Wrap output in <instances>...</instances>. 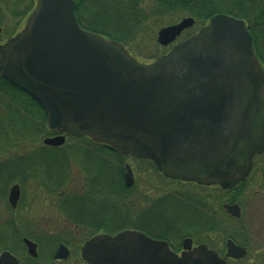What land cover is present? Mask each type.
Here are the masks:
<instances>
[{"label": "water", "instance_id": "water-1", "mask_svg": "<svg viewBox=\"0 0 264 264\" xmlns=\"http://www.w3.org/2000/svg\"><path fill=\"white\" fill-rule=\"evenodd\" d=\"M74 0H37L25 25L0 45V77L38 101L61 147L66 136L90 138L116 152L152 161L169 179L228 190L248 177L264 152V70L245 21L217 15L154 62L141 63L120 43L83 29ZM193 18L161 29L174 43ZM134 174L126 166L125 186ZM19 185L9 193L16 208ZM227 212L240 217L237 205ZM32 258L37 245L24 239ZM184 241L179 257L166 241L126 230L86 242L89 264H226L207 246ZM228 257L245 250L227 242ZM61 246L55 259H66ZM0 264H19L9 252Z\"/></svg>", "mask_w": 264, "mask_h": 264}, {"label": "trees", "instance_id": "trees-1", "mask_svg": "<svg viewBox=\"0 0 264 264\" xmlns=\"http://www.w3.org/2000/svg\"><path fill=\"white\" fill-rule=\"evenodd\" d=\"M74 1L75 14L83 29L121 43L138 58L142 54L137 53L134 44L142 43L144 39L143 36L141 40H136L146 31L147 10L153 15L161 11V16L175 11L189 14L202 26L216 15L228 14L246 21L254 40L255 51L264 63V0ZM35 4L36 0H0V43L17 33L21 22L32 12ZM159 48L150 52L144 60L156 59L160 53ZM47 129V115L41 104L0 77V157L7 160L0 162L3 164L0 166V187L5 186L6 191L11 184L18 182L23 189L25 187L30 189L29 185H34L32 179L36 178L35 183H39L43 189L48 182L53 186L52 193H59L66 186L70 176L68 172L74 166H80L81 172L88 174L87 191L70 199L60 196L58 207L62 209L68 222L83 231L85 240L101 233L115 235L126 230H135L168 242L174 241L175 238H186L182 233L198 242H210L208 241V238L212 239L210 234L220 232L215 226L220 221L215 215L208 213L209 209L202 207V205L207 207V202L186 195L176 197L172 195L156 201L151 209H139L132 213L131 210L134 208L131 209L130 194L136 188L125 187L123 163L126 156L89 138H71L77 144H72L68 149L43 145L40 151L33 147L29 156L16 155V150L21 146L19 144L21 138L22 140L26 138L34 146L39 144V137L45 135L43 131ZM35 133L38 136H35ZM49 135L53 134L50 132ZM135 160L149 164L155 173L161 174L151 161ZM103 185L107 187L103 192H108L105 194L108 197H101L99 193H95V188L104 189ZM241 185L243 184L236 188ZM26 192L29 191L26 190L24 193ZM123 192H129V216L125 214L122 217L120 213L118 214L119 206L117 203L113 204L112 198L123 199L125 197ZM132 214L137 215L132 218ZM185 228H192V232ZM11 231L9 230L7 234L14 236ZM227 234L228 232L226 236L229 237ZM202 236H207V239L201 238ZM25 237L32 238L30 235ZM20 238V236L17 238L20 245H17L18 243L9 245L8 239L1 235L0 252L17 251L12 246L21 247ZM34 239L37 240L36 237Z\"/></svg>", "mask_w": 264, "mask_h": 264}, {"label": "rangeland", "instance_id": "rangeland-1", "mask_svg": "<svg viewBox=\"0 0 264 264\" xmlns=\"http://www.w3.org/2000/svg\"><path fill=\"white\" fill-rule=\"evenodd\" d=\"M151 5L156 10L155 5L153 3ZM151 13L152 12L147 10V13L145 15V18L146 16H148L146 31H144L143 33L144 35L142 34L140 38L136 39V40H141V38L144 36L142 43L139 42L134 44L137 53H140L139 55L142 54L141 57L139 58L136 57V58L144 63H150L154 61L153 59L151 60H144V59L147 57V55L150 52H153L158 47H160L159 56L170 51L171 47L162 48V46H159L157 42V36L161 29L178 24L185 18H193L189 14L180 13L178 11L170 12L169 15H163V16H161V11H159V14H155V15ZM27 17L21 22V25L19 26L17 33L23 29ZM195 22H196L195 26L192 29H189L186 32H184V34L177 40V42L182 41L183 39L188 37V35L197 32L202 27V25L198 23L196 20ZM104 37L108 39V37L106 36ZM259 60L261 61L260 58ZM261 65L264 68V63L261 62ZM50 132L51 131L49 129H47L45 132L43 131V134L45 135L39 137L38 140L39 144H36L34 146H32L30 144V141L27 140L26 138H24L23 140L21 138V143H19L21 144V146L19 149L16 150V155L29 156L31 155L30 153L33 147L37 148L36 150L40 151V147L44 145V140L49 137L50 138L53 137L54 134L51 132V134L53 135L50 136L49 135ZM35 136L38 135L35 133ZM72 144H77V143L76 141L71 139V137H66L65 144L62 147L68 149L71 147ZM11 145L12 144H9V146ZM36 150L34 151L36 152ZM3 161H7V160H5V158L3 157H0V162ZM258 162H260L262 166H264V153L258 159ZM127 164L131 166L135 178L133 186L129 188V189L136 188L130 194V200L132 201L131 209L134 208L133 210H131L132 213L134 212L136 213L139 209L142 210L151 209V207H153L152 205L156 201L163 200L166 197H170L172 195H174L175 197L180 195H186L191 197L192 199H203L205 202H207L206 205L208 208L205 207V205H202V207H204V209H209L210 211H208V213L215 215L216 218L220 221L218 225H215L218 228V230H220V232L210 234L212 236V239L208 238V241H210L209 243H211V246L215 250L222 249L223 243L226 238L225 237L226 233L230 232L232 230V227L235 226V223H237L235 221H229L230 217H228L226 210H223L222 208V205L224 206L227 205V204H223V200L228 199V196H226L225 192L220 191L221 190L220 188H211V187L204 188L203 186L200 187L192 183H184L180 181L167 179L164 176H161V174L159 175L155 173V171L151 169V166L149 164H145L142 161H137L131 157L125 158L123 167H125ZM0 166H3V164L0 163ZM68 175L70 176H68L69 179L66 181V186L64 187V189L59 191V193H52L51 190L49 191L50 194H47L45 193L43 187L38 185L39 183H35L34 185H37V188L35 189V194L30 195L29 193L28 194L26 193L25 196L24 193L25 196L23 198L24 207L19 209L17 213L13 212L10 206L8 205L7 196H8L9 188L13 184L18 182H14L13 184H11L6 191H4L6 189L4 188L5 186L1 185L0 236L3 235L4 239H8V242L10 243L9 245L17 244L19 242L17 239L19 236L21 237L19 240H21V244H22V239L25 238V235H30L32 237L31 239L37 243L38 241H44V240H61V241L71 242L72 245L76 246L85 241L86 238L83 235V231L78 228H75L74 224L68 222L66 220V217H64V213L62 209L58 207L59 204L58 200L60 196L67 197L70 199L71 197L84 194L87 191L86 188H88L86 184V179L88 174L87 172L84 171L81 172L80 166L78 167L74 166L73 169L70 172H68ZM247 185L248 183H246L245 187ZM103 187L104 189L95 188V193L96 194L99 193L101 197L105 196V194L108 193V192H103L104 190L107 189V187H105L104 185ZM51 189H53L52 184H51ZM236 189L237 188L233 189V191L235 193H239V189L237 190ZM259 191L264 193V189H260L258 187L246 191V195L242 199L244 206L243 215L241 221L238 222L239 224L245 226V229L248 230V232L251 234V239L258 242L263 240L262 227H264L263 203L259 202L260 194L257 193ZM123 193L125 195L123 199H118L116 197L112 198L114 199L113 204L117 203V206H119L118 210L120 212H118V214L120 213L122 217L125 214L129 216V192H123ZM235 193H232L229 196H235L236 195ZM120 201H123V203H119ZM27 205L28 208H26ZM135 215L132 214L131 217L133 218ZM121 216L119 215V217ZM12 224H15L13 225L14 227L12 226ZM19 224H21V228L19 227ZM43 227L45 228L47 227V228L44 229ZM191 229L192 228H187L186 230L192 232ZM9 230L13 232L12 234H14V236H12L11 234H7L9 233ZM182 235L184 237H187V235H184L183 233ZM34 236L37 238V240L34 239L35 238ZM201 238L207 239V236H202ZM181 240L182 238H177V239L175 238L174 241H172V243L176 246L179 244ZM17 245L20 244L18 243ZM21 247L23 248V244ZM21 247L18 248L16 247V245L12 246V248H15L17 250L21 249ZM23 254H25L26 256V253L24 251ZM45 259H46V255L43 254L42 257L36 261V263L41 264L43 262H46ZM47 264H54V263L53 261H51L50 263Z\"/></svg>", "mask_w": 264, "mask_h": 264}, {"label": "flooded vegetation", "instance_id": "flooded-vegetation-1", "mask_svg": "<svg viewBox=\"0 0 264 264\" xmlns=\"http://www.w3.org/2000/svg\"><path fill=\"white\" fill-rule=\"evenodd\" d=\"M260 157H261V155L257 156L254 159L253 167H252V170H251L249 176L243 182V185H241V187L237 188V189H239V193H235L233 191V189L232 190H222V189L220 190V191L225 192L226 196H228V199L223 200V204H227L225 206L222 205L223 210H226V208H225L226 206L237 205L239 207V211H240V217L235 218V217L231 216L226 210L228 217H230L229 221H235L237 223H235V226L232 227V230L230 232H228L227 235L229 237L226 236L222 249L221 250H215L211 246V243H209V242H198L191 237L183 238L179 242V244L176 246L172 242L166 241L169 244L170 249L175 254H177L179 257H182V253L184 252V248H183L184 241L186 239H191V241H192V247L191 248L192 249L197 248L201 245H205L208 247V249L215 251L221 259H224L226 264H264V227H262L263 240H261V241L259 240L260 242H258V241L252 240L251 234L248 232V230L245 229V226L238 223L241 221V218L243 215V207L244 206H243L242 199L246 195V191H248L250 189H255L257 187L260 189H264V187H263L264 186V166H262V164L260 162H258V159ZM32 180H33V183L35 184L36 178H33ZM246 183H248V185L245 187ZM15 184L19 185L20 191H21V195H20V199H19V202L17 204V207L15 209L12 208L8 200H7L8 201L7 203L10 206L11 210L13 212L17 213V211L19 209L24 207L23 198L26 196V193H27L26 192L25 196H24V192L26 190H28L29 191L28 193L30 195L35 194V189L37 188V185H29L30 189H27V187H25L23 189V187L19 183H15ZM15 184H13L9 188L7 199L9 198V193H10L11 188ZM45 184H46V186L44 187V191H45V193L50 194L49 191L52 190L51 184H48V182ZM200 187H202V186H200ZM204 188H206V187H204ZM211 188H215V187H211ZM217 190H219V189H217ZM232 193H235L236 195L235 196H229ZM257 193L260 194V201L259 202L263 203V211H264V193H262L261 191H259ZM26 208H28V205L26 206ZM263 214H264V212H263ZM13 225H15V224H12V226ZM19 227L21 228V224H19ZM74 227L77 228L76 226H74ZM235 227L238 229H236ZM43 228L46 229L47 227L46 228L43 227ZM24 239L25 238L22 239L23 248L21 247V249H18L17 251L4 250V251L0 252V255L3 252H9L14 257L17 258V260L19 261V264H39V263H36V261L39 258H41L43 254L46 255V259H45L46 262H43L41 264H47V263H50L51 261H53L54 264H89L82 257V248L86 244L87 240H85L83 243H80L79 245H76V246L72 245L71 242H66V241H61V240H44V241H38V243L31 240L37 245V253H38V256L36 258H32L28 253V249L24 243ZM229 240L233 241V243L236 246H238L239 248L244 249L245 250V256H243L242 258H239V259L228 257L227 256V254H228L227 242ZM61 246H64L66 248V250L68 252V257L66 259H55V255L57 254V252L59 251ZM23 251L26 253V256H25V254H23Z\"/></svg>", "mask_w": 264, "mask_h": 264}]
</instances>
